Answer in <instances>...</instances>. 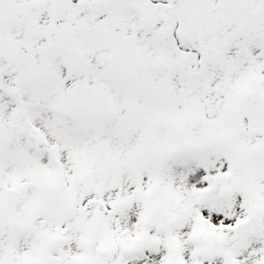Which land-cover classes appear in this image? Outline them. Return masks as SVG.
Listing matches in <instances>:
<instances>
[{"label":"snow or ice","instance_id":"1","mask_svg":"<svg viewBox=\"0 0 264 264\" xmlns=\"http://www.w3.org/2000/svg\"><path fill=\"white\" fill-rule=\"evenodd\" d=\"M0 264H264V0H0Z\"/></svg>","mask_w":264,"mask_h":264}]
</instances>
